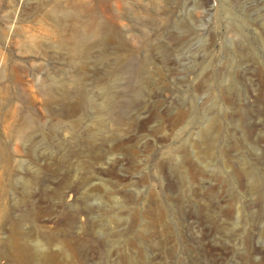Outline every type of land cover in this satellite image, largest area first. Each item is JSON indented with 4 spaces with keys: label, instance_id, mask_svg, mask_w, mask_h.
<instances>
[{
    "label": "rangeland",
    "instance_id": "1",
    "mask_svg": "<svg viewBox=\"0 0 264 264\" xmlns=\"http://www.w3.org/2000/svg\"><path fill=\"white\" fill-rule=\"evenodd\" d=\"M0 264H264V0H0Z\"/></svg>",
    "mask_w": 264,
    "mask_h": 264
},
{
    "label": "bare ground",
    "instance_id": "2",
    "mask_svg": "<svg viewBox=\"0 0 264 264\" xmlns=\"http://www.w3.org/2000/svg\"><path fill=\"white\" fill-rule=\"evenodd\" d=\"M100 31H101V28L95 22H93V21L92 22H87V23L81 24L79 26L78 31H77V36L78 37H82V38L84 37L85 38L87 34L91 33V34H94V35L100 37L101 36L100 35L101 34ZM74 48H78V46H75ZM114 101L115 100H114V96H113L110 99V102H111L110 107L111 108H109L108 109V112H107V114H108L109 117H112L113 115H116L115 108L117 107V105L115 104ZM112 118H114V117H112Z\"/></svg>",
    "mask_w": 264,
    "mask_h": 264
}]
</instances>
